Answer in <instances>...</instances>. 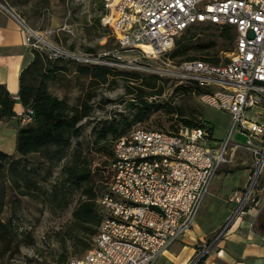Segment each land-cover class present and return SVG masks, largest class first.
<instances>
[{
	"label": "rangeland",
	"instance_id": "1",
	"mask_svg": "<svg viewBox=\"0 0 264 264\" xmlns=\"http://www.w3.org/2000/svg\"><path fill=\"white\" fill-rule=\"evenodd\" d=\"M0 3L17 14L41 42L65 54L90 59L99 66L125 75L114 77L109 84L89 87V78L78 74L76 67L91 62L72 60L59 52L50 51L35 38L31 39V51H38L45 65L55 63L56 67H67L52 74L47 82L48 92L66 100L70 106H79L90 95L93 97V110L90 117L79 124L82 126L81 136L72 140L60 162L50 164L36 155L28 157L27 167L36 171L34 175L29 173L32 180L29 187L18 179L14 183L6 169L0 173V189L4 190L5 195L0 221L6 224L11 220L10 247L14 249L0 258V264H67L69 259L81 257L90 247L93 238L90 231L95 228L91 224L82 226L73 218V211L86 200L84 191L87 186L84 184L75 188L64 184L62 167L75 157L86 163L91 170V191L100 214L97 201L106 191L109 157L96 153L90 129L106 120L130 121L133 112L126 109V104L133 97L126 95L125 90L127 86L140 84L142 80H134L135 77H159L161 80L157 85L162 87V93L151 99L156 103L171 102L182 107L186 116L189 110L200 112L198 119L211 124L213 139H223L230 122L229 116L203 104L196 93H175V88L190 87L192 84L177 76L174 67L187 57L227 62L234 48V30L198 25L176 38L191 42L195 47L188 50L186 56L170 58L169 52L156 58H146L120 50L110 29L102 23L105 0H0ZM87 49H92L93 53H88ZM258 111L262 113L260 108H253L246 113V117L253 119ZM16 123L20 124L18 120ZM181 126L176 117L157 112L148 120L132 125L127 134L136 128L176 132ZM112 141L108 144L110 151ZM234 141L244 144L245 139L236 135ZM13 157L18 156L14 154ZM254 171V157L245 150H237L233 162L223 166L212 180L193 228L171 246L156 264H227L229 260L239 264L240 258L236 255L240 254L241 247L238 246H244V243L233 247L226 242L227 239L237 233L264 235L258 228L260 215L264 213V171L256 181L254 191H257L253 199L244 203L241 211L237 210L238 202L232 198L235 191L244 193V187H248L247 181L253 177ZM62 182L67 194L66 206L62 201L55 200L52 192Z\"/></svg>",
	"mask_w": 264,
	"mask_h": 264
},
{
	"label": "built area",
	"instance_id": "2",
	"mask_svg": "<svg viewBox=\"0 0 264 264\" xmlns=\"http://www.w3.org/2000/svg\"><path fill=\"white\" fill-rule=\"evenodd\" d=\"M104 9L102 23L120 50L146 58L168 54L179 35L198 25L229 27L235 34L227 62L198 58L174 67L196 86L203 104L229 116L223 139L214 140L204 127L184 126L176 132L136 128L116 139L106 191L97 201L101 223L86 252L67 262L156 264L193 228L212 180L237 150L255 159L248 187L233 194L237 210L257 191L264 171V0H105ZM31 39L25 31L29 48ZM253 108L262 113L248 119ZM31 115L23 110L15 118L24 126ZM236 135L244 144L234 141Z\"/></svg>",
	"mask_w": 264,
	"mask_h": 264
},
{
	"label": "trees",
	"instance_id": "3",
	"mask_svg": "<svg viewBox=\"0 0 264 264\" xmlns=\"http://www.w3.org/2000/svg\"><path fill=\"white\" fill-rule=\"evenodd\" d=\"M3 5V4H2ZM225 31L229 27H224ZM230 40L231 37L228 35ZM195 48L191 42L176 40L174 49L169 53L168 57H184L188 50ZM33 61L21 72L19 77L20 89L18 100L24 110H31V122L18 128L15 132V151L17 158L0 151V173L6 169L11 175L13 182L18 180L23 182L27 187L31 185L29 173L36 172L27 167L28 157L36 155L40 159L55 164L63 159L66 149L71 146L72 140L78 139L82 133V126L79 125L84 119L90 117L93 106L91 103L92 96L88 95L82 100L79 106H70L66 100L58 99L51 95L47 89V82L52 78V74L67 67H56L54 64L45 65L42 61L41 54L32 50ZM88 53H93L92 49H87ZM193 57H187L186 60H192ZM206 61L205 58H202ZM210 62L217 63L216 60ZM49 63V62H48ZM62 68V69H61ZM76 72L84 77L89 78V87H97L109 84L116 76H125L124 73H116L106 67L98 64L78 65ZM135 77V76H134ZM141 79L139 85L130 87L125 90L126 95L133 98L126 104V109L133 112L130 121L122 119L120 122L115 119L106 120L94 125L90 129V136L94 139L96 153L101 156H112L109 149V142L127 134L132 125L144 122L149 119L152 114L163 112L167 116L176 117V120L184 127L189 128H206L209 133L213 134V128L206 120H199L200 112L189 110L187 116L182 107L172 105L171 102L160 104L156 103L153 97H158L162 93V87L157 85L161 79L155 75L147 78L135 77ZM198 94V89L193 84L190 87H177L175 93ZM14 100L9 95L4 86L0 85V121L15 117L13 111ZM113 146V143H112ZM62 175L65 176L64 184L80 188L86 184L84 191L86 200L82 201L73 211L72 216L77 223L82 226L91 224L95 229L91 230V235L96 234V230L101 223V216L97 211L94 203L95 196L92 194L91 186L92 174L87 168L85 162H80L75 157L69 164L61 169ZM233 173V172H232ZM18 179V180H17ZM53 189V197L60 200L63 206L67 205L64 184ZM18 187V184H15ZM5 195L4 190L0 189V212L3 208ZM66 202V203H65ZM57 204H60L59 202ZM12 222L9 220L6 224L0 221V258L7 252H13L12 243ZM89 248V247H88ZM17 251V247L15 249ZM12 254V253H10ZM199 264H203L200 262Z\"/></svg>",
	"mask_w": 264,
	"mask_h": 264
},
{
	"label": "crops",
	"instance_id": "4",
	"mask_svg": "<svg viewBox=\"0 0 264 264\" xmlns=\"http://www.w3.org/2000/svg\"><path fill=\"white\" fill-rule=\"evenodd\" d=\"M11 12L13 15L0 7V85L4 86L13 98V111L17 115L24 109L18 100L19 77L21 72L33 61L34 56L31 49L24 43L25 29L19 20L22 23L23 21L17 14ZM16 122L15 117L0 121V151L8 155H16L15 132L22 127ZM10 126L12 127L10 128ZM263 229L264 227L260 228L261 231ZM226 242L231 243L230 245L233 247H236V244L244 243V246H238L241 247L240 254L236 255L240 258L239 264H264V235L237 233L229 237ZM220 252L223 251L220 250ZM227 264H233V262L229 260Z\"/></svg>",
	"mask_w": 264,
	"mask_h": 264
},
{
	"label": "water",
	"instance_id": "5",
	"mask_svg": "<svg viewBox=\"0 0 264 264\" xmlns=\"http://www.w3.org/2000/svg\"><path fill=\"white\" fill-rule=\"evenodd\" d=\"M0 7L2 8V9H4L5 11H7L8 13H10L11 15H13L12 14V12L8 9V8H6L4 5H2V4H0ZM19 22L21 23V25L23 26V28L25 29V31H27L33 38H35L38 42H41V40L33 33V31H31L24 23H22L20 20H19ZM41 43H43V44H45L43 41L41 42ZM47 47H49V48H53V47H51V46H49V45H47V44H45ZM64 55H66L67 57H70L72 60H77V61H83V62H85V63H92V64H95L94 62H92V60H90V59H83V58H80V57H76V56H73V55H69V54H65V53H63ZM96 64H98V63H96Z\"/></svg>",
	"mask_w": 264,
	"mask_h": 264
},
{
	"label": "flooded vegetation",
	"instance_id": "6",
	"mask_svg": "<svg viewBox=\"0 0 264 264\" xmlns=\"http://www.w3.org/2000/svg\"><path fill=\"white\" fill-rule=\"evenodd\" d=\"M260 223L258 228L260 229L261 227H264V213L260 215ZM264 232V229L262 230Z\"/></svg>",
	"mask_w": 264,
	"mask_h": 264
},
{
	"label": "bare ground",
	"instance_id": "7",
	"mask_svg": "<svg viewBox=\"0 0 264 264\" xmlns=\"http://www.w3.org/2000/svg\"><path fill=\"white\" fill-rule=\"evenodd\" d=\"M144 50L147 52V53H150V49L148 47L144 48Z\"/></svg>",
	"mask_w": 264,
	"mask_h": 264
}]
</instances>
